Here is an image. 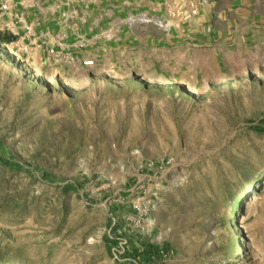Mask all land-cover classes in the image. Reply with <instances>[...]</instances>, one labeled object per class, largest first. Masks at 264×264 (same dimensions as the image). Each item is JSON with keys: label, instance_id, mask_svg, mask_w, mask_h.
Listing matches in <instances>:
<instances>
[{"label": "rangeland", "instance_id": "rangeland-1", "mask_svg": "<svg viewBox=\"0 0 264 264\" xmlns=\"http://www.w3.org/2000/svg\"><path fill=\"white\" fill-rule=\"evenodd\" d=\"M0 264H264V0H0Z\"/></svg>", "mask_w": 264, "mask_h": 264}, {"label": "built area", "instance_id": "built-area-1", "mask_svg": "<svg viewBox=\"0 0 264 264\" xmlns=\"http://www.w3.org/2000/svg\"><path fill=\"white\" fill-rule=\"evenodd\" d=\"M93 61H87L86 65L92 64ZM166 165L167 164H156L154 162H148L146 165L142 166L143 169L147 170V172H153L154 174H162L163 172L166 171ZM133 207L134 209H139L140 210V200H133ZM117 240V245L113 248V253L116 257V259H120L122 256H127L129 250H128V245L129 242L127 238L123 235L120 234L116 238Z\"/></svg>", "mask_w": 264, "mask_h": 264}]
</instances>
